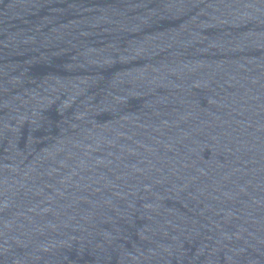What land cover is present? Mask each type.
<instances>
[{
    "label": "water",
    "instance_id": "1",
    "mask_svg": "<svg viewBox=\"0 0 264 264\" xmlns=\"http://www.w3.org/2000/svg\"><path fill=\"white\" fill-rule=\"evenodd\" d=\"M0 264H264V0H0Z\"/></svg>",
    "mask_w": 264,
    "mask_h": 264
}]
</instances>
